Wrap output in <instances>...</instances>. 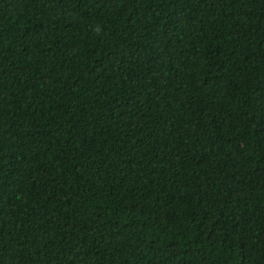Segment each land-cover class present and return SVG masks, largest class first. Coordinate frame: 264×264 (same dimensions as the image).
<instances>
[{
    "label": "trees",
    "instance_id": "16d2710c",
    "mask_svg": "<svg viewBox=\"0 0 264 264\" xmlns=\"http://www.w3.org/2000/svg\"><path fill=\"white\" fill-rule=\"evenodd\" d=\"M0 264H264V0H0Z\"/></svg>",
    "mask_w": 264,
    "mask_h": 264
}]
</instances>
